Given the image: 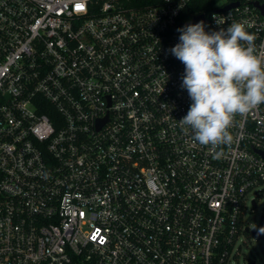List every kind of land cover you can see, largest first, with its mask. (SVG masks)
Returning a JSON list of instances; mask_svg holds the SVG:
<instances>
[{"label":"built area","instance_id":"built-area-1","mask_svg":"<svg viewBox=\"0 0 264 264\" xmlns=\"http://www.w3.org/2000/svg\"><path fill=\"white\" fill-rule=\"evenodd\" d=\"M196 1L0 0V264H231L240 235L264 238V213L244 216L264 104L217 157L178 122L192 101L168 51L200 14L259 49L264 0L183 18Z\"/></svg>","mask_w":264,"mask_h":264},{"label":"clouds","instance_id":"clouds-1","mask_svg":"<svg viewBox=\"0 0 264 264\" xmlns=\"http://www.w3.org/2000/svg\"><path fill=\"white\" fill-rule=\"evenodd\" d=\"M205 28L204 21L178 28L179 42L168 51L185 66L181 88L192 101L178 122L220 157L234 143L235 117L264 104V45L258 49L256 34L241 22Z\"/></svg>","mask_w":264,"mask_h":264},{"label":"rangeland","instance_id":"rangeland-1","mask_svg":"<svg viewBox=\"0 0 264 264\" xmlns=\"http://www.w3.org/2000/svg\"><path fill=\"white\" fill-rule=\"evenodd\" d=\"M254 194H250L244 213L245 220L251 228L257 227L261 223V217L264 213V185L262 190L256 194L258 206L252 210L251 198ZM237 248L239 253L232 258L231 264H249L252 261H255V264H264V238L259 239L257 236L244 233L239 236Z\"/></svg>","mask_w":264,"mask_h":264},{"label":"trees","instance_id":"trees-1","mask_svg":"<svg viewBox=\"0 0 264 264\" xmlns=\"http://www.w3.org/2000/svg\"><path fill=\"white\" fill-rule=\"evenodd\" d=\"M206 3H207L206 0H201V2L196 1L190 3L188 6V11L185 15H183V18H190L192 14H194L195 12H202V10H204L207 6Z\"/></svg>","mask_w":264,"mask_h":264},{"label":"water","instance_id":"water-1","mask_svg":"<svg viewBox=\"0 0 264 264\" xmlns=\"http://www.w3.org/2000/svg\"><path fill=\"white\" fill-rule=\"evenodd\" d=\"M202 20H203V15L200 14V15L196 16L192 21H189L186 24H189V23H193L194 24V23L200 22ZM257 235L260 236V233L257 232Z\"/></svg>","mask_w":264,"mask_h":264}]
</instances>
